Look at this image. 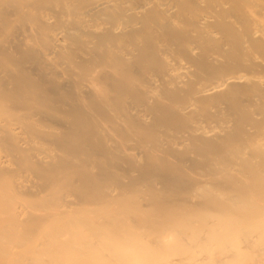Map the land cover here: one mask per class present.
Wrapping results in <instances>:
<instances>
[{"label": "bare ground", "instance_id": "bare-ground-1", "mask_svg": "<svg viewBox=\"0 0 264 264\" xmlns=\"http://www.w3.org/2000/svg\"><path fill=\"white\" fill-rule=\"evenodd\" d=\"M0 264H264V0H0Z\"/></svg>", "mask_w": 264, "mask_h": 264}]
</instances>
